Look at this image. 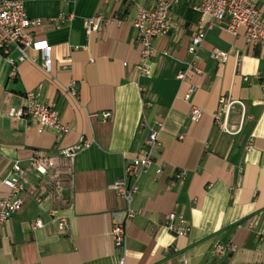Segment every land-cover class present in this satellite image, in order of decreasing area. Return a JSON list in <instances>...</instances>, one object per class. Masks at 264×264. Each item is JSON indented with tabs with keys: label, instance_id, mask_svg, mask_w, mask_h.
Masks as SVG:
<instances>
[{
	"label": "crops",
	"instance_id": "0c3cea01",
	"mask_svg": "<svg viewBox=\"0 0 264 264\" xmlns=\"http://www.w3.org/2000/svg\"><path fill=\"white\" fill-rule=\"evenodd\" d=\"M21 1L28 17L42 21L31 31L51 46L52 69L46 73L32 50L37 62L18 63L15 76L10 64L0 61V198L8 193L1 179L15 161L26 167L34 151L58 156L81 136L91 143L77 153L72 185L66 181L61 192L65 200L72 195V207L58 201L66 233L57 231L49 215L54 202L44 191L45 180L27 171L22 207L0 225V264H118L121 256L124 264H264V48L247 45L243 28L236 35L218 26L206 29L208 19L201 21L192 8L197 0H178L172 8L178 35L171 30L154 39L151 73L138 76L134 66L141 46L130 24L133 4L153 0ZM257 5L264 13V0ZM61 12L73 17L52 20ZM95 15L112 20L86 34L83 21ZM198 29L205 31L198 50L202 73L192 78L197 88L185 100L186 84L176 75ZM214 48L228 58L212 60ZM38 85L41 100L70 128L63 136L38 133L27 117L10 115ZM222 96L243 104L246 117L236 133L213 122ZM191 105L202 110L195 122L189 118ZM240 110L238 104L230 108L231 129ZM104 111L111 113L108 119ZM155 128L153 163L138 177L131 204L136 213L125 224L124 244L116 247L111 226L123 219L126 203L109 185ZM247 143L251 151H245ZM180 170L186 172L182 179L176 177ZM171 211L189 223L186 236L164 228L163 216ZM37 218L43 227L32 228ZM216 241L233 242L236 250L213 254Z\"/></svg>",
	"mask_w": 264,
	"mask_h": 264
},
{
	"label": "built area",
	"instance_id": "2783aa9c",
	"mask_svg": "<svg viewBox=\"0 0 264 264\" xmlns=\"http://www.w3.org/2000/svg\"><path fill=\"white\" fill-rule=\"evenodd\" d=\"M177 1L153 0L150 5H143L138 2L133 4L130 24L134 31V39L141 46L139 61L134 66L138 76H149L151 73V60L155 55L154 39L166 35L171 30H174L176 36L178 35L180 24L172 16V8ZM192 8L198 12L201 21L205 18L208 19L206 29L218 26L224 31L236 35L239 28H243V37L247 45L264 48V13L258 7L257 0H197ZM72 17V13L61 12L52 20L63 22ZM111 20H105L101 15L87 17L83 21L84 30L86 34L96 32L101 28L103 22L109 23ZM41 23L40 18L28 17L21 0H0V61L5 60L10 64L12 76L16 75L18 63L24 60L37 62L35 55L31 54L30 50L39 53V65L46 73L51 72V46L46 40L34 38L31 31L32 27L39 26ZM204 35L205 31L198 29L191 37L187 46L189 58L184 68L179 70L176 75L180 82L186 84V90L183 94L185 100H189L197 88V84L192 81V78L202 73L199 66L198 50ZM209 57L214 61L223 62L228 58V53L214 48L209 52ZM62 67H64L63 64ZM68 88L72 94H76L74 82L68 84ZM40 90L41 86L38 85L36 89L26 91L23 96V105L12 109L10 115L17 118L27 117L29 121L34 123L38 133L48 131L53 132L58 137L63 136L70 128L62 122L58 110L41 100ZM218 103V109L213 116L214 124L221 131L229 134L240 131L246 117L242 102L232 100L228 96H222ZM233 104H238L241 108L235 129H231L228 124V116ZM147 105L150 106L151 104L148 103ZM201 113L202 110L199 107L190 106L189 118L191 121H197ZM110 116L109 111L102 112L104 119H108ZM158 132L159 128L150 129L138 154L123 164L122 175L109 185L126 203L123 219L114 221L111 226V236L116 247L124 244L125 224L136 213L131 204L138 191L137 180L139 175L153 163V152L158 145ZM90 143L91 140L81 136L75 144L63 148L58 156L45 151H34L26 167L15 161L8 175L1 179V183L8 187V193L0 198V225L8 221L11 215L22 207V194L26 190L25 184L29 170L41 181L45 180L44 191L54 202L49 215L56 222L57 231L66 233L68 223L64 217L58 215L60 207L58 201L61 200L67 207H72V195L65 200L61 198V192L66 181L70 187L72 185V167L77 153L88 147ZM251 150V144L247 143L245 151ZM161 172L162 169L158 167L156 175H160ZM185 173V170H180L176 177L182 179ZM163 226L174 236H186L190 231V225L182 214L173 211L164 214ZM31 227H43V222L37 218L31 223ZM235 250L236 245L233 242L216 241L212 253L224 255L233 253ZM118 264H124V256L118 259Z\"/></svg>",
	"mask_w": 264,
	"mask_h": 264
}]
</instances>
